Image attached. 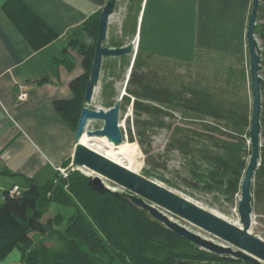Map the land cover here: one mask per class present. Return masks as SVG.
I'll list each match as a JSON object with an SVG mask.
<instances>
[{
	"label": "trees",
	"instance_id": "trees-1",
	"mask_svg": "<svg viewBox=\"0 0 264 264\" xmlns=\"http://www.w3.org/2000/svg\"><path fill=\"white\" fill-rule=\"evenodd\" d=\"M99 14H92L81 25L91 43L78 39L68 42L82 56L84 69L69 83L72 97L53 101L54 109L73 130L84 105ZM254 33L261 47L263 71L260 82V160L254 171L252 192L255 199L264 200V0H259ZM153 57L137 51L131 62L125 91L134 97L132 108L135 115L153 116L156 118L153 126L163 127L166 125L165 117H171L175 109L184 117L211 118L221 124L224 129L218 132L225 138L215 135L213 132H217V128L208 123L203 122L202 131L208 132L205 136L211 140L212 148H221L222 151L200 147L199 154L210 165L208 174L211 178L228 174L223 183L231 193L239 192L240 179L250 154L247 143L249 95L244 93L235 98L229 90L232 86L228 85L233 83L227 78L224 87H211L198 81L174 82L155 67V62L150 63ZM63 61L71 63L68 56ZM240 72L242 76L239 78L244 80L245 71ZM46 80L43 78L37 83ZM125 94L122 99H127ZM135 122L138 126L149 123L137 117ZM186 132L174 127L166 148L177 149L183 157L191 159L193 138L200 134L193 129ZM128 143L140 151L137 143ZM133 155L139 157L140 153ZM69 162L70 159L63 161V167ZM87 179V175L74 169L69 170L66 176L57 175L55 181L48 180L43 185L27 180L19 187L20 192L16 196L8 195L6 190L0 201V257L17 246L21 250L20 264H249L229 255L213 254L188 245L184 238L151 221L127 201L108 192L92 190ZM51 202L71 207L72 211L65 215L58 212L43 220ZM32 234L40 236L37 244ZM53 238H56L54 244H45L46 241L52 242Z\"/></svg>",
	"mask_w": 264,
	"mask_h": 264
},
{
	"label": "crops",
	"instance_id": "crops-1",
	"mask_svg": "<svg viewBox=\"0 0 264 264\" xmlns=\"http://www.w3.org/2000/svg\"><path fill=\"white\" fill-rule=\"evenodd\" d=\"M105 3L0 0V201L13 185L55 181L62 162L71 161L74 130L53 101L72 97L69 83L83 68L68 42H91L81 25ZM250 9L251 0H116L106 46L134 40L135 53L184 62L206 53L247 57ZM21 83L28 96L16 103ZM20 262L17 246L0 257V264Z\"/></svg>",
	"mask_w": 264,
	"mask_h": 264
},
{
	"label": "rangeland",
	"instance_id": "rangeland-1",
	"mask_svg": "<svg viewBox=\"0 0 264 264\" xmlns=\"http://www.w3.org/2000/svg\"><path fill=\"white\" fill-rule=\"evenodd\" d=\"M105 40L103 41V44L107 45L108 43ZM108 42L110 43V41ZM134 55V52H131L119 57L103 58L100 68L99 81L94 90L91 101L88 102V107H101L106 109L112 105L117 98H119L122 92L121 90L125 88L127 80L126 72L128 67L131 66ZM150 63L156 65L155 67L158 68L162 74L174 82L198 81L211 87L212 85H216V87H224L227 78L233 83L228 85L232 86L229 90L234 94L233 96L235 98L242 96L244 93L248 94L250 97L247 57H242L240 59H227L216 55L201 54L197 55L196 58L189 62H179L167 58L153 57V59H150ZM229 67L233 70L231 71ZM241 70L245 71L244 80L239 78L242 76V73L240 72ZM262 71L263 69L261 72ZM125 95H127V99H121L118 121L124 140L123 146L120 150H112L110 148L103 147L101 143L99 144V142H102L105 139L103 137H86V142L88 141L89 144H93L95 147H98L97 149L104 155L116 159L117 161L127 165L130 169L135 170L137 173L153 180L163 187L190 199L211 212H215L216 214L222 216V218L232 223H239L237 212V203L240 196L239 192L231 193L226 184L223 183V179L228 177V174L225 176L222 174L216 179L211 178L208 174L210 165H208L202 155L199 154L200 147H208L209 149H218V151H222L221 148H215L214 146L212 148V145L210 144L211 140L205 136L208 132L206 130L202 131L203 122L216 127L217 132L213 133L222 138L225 137L218 131L219 129L223 130L224 127L211 118L198 119L197 117H184L182 113L175 109L173 110V115L171 117H165V126L155 127L153 124L156 121V118H152L153 116L151 117L150 115L144 114L136 116L132 108V101L134 97L127 93ZM136 117L141 119V121H149V123L138 126L135 122ZM101 125L102 121L89 120L86 128L95 129ZM174 127H180L184 133H187L186 130L193 129L198 131L200 134L194 136L195 139L193 138V154L190 157L191 159L183 157L181 152L177 149L168 150L166 148L167 143L171 139ZM178 135H180V131L178 132ZM130 136L132 139H130ZM91 138H95L97 141L94 142ZM128 141L130 143H137L140 151L137 152L129 145ZM135 153H140L139 157L134 156L133 154ZM74 169L75 168H71L70 165H68L59 168V174L60 176H63L66 174L65 171L68 172L69 170L72 171ZM76 170L87 176L93 175V172L88 170ZM218 179L222 180V182H217ZM108 184L114 189H124L112 182H109ZM71 211V207L51 202L47 212L43 216V220H45L47 216L58 212L65 215L69 214ZM164 212L170 218L184 225L188 229L209 239L211 238L216 242L230 245L232 249H236L235 246L221 241L220 239L175 216L174 214L167 211ZM248 230L252 234L264 239V200H258L254 197L252 198V219ZM40 239L39 235H33L35 244H37ZM55 240L56 238H53L52 242L46 241L45 244H54Z\"/></svg>",
	"mask_w": 264,
	"mask_h": 264
},
{
	"label": "water",
	"instance_id": "water-1",
	"mask_svg": "<svg viewBox=\"0 0 264 264\" xmlns=\"http://www.w3.org/2000/svg\"><path fill=\"white\" fill-rule=\"evenodd\" d=\"M115 3L116 0H106L99 14L93 57L83 97L84 105L80 110L74 130L75 147L70 165L76 167V169L93 172V175H88L87 179V183L92 190L98 193L108 192L127 201L143 212L151 221L184 238L188 245L197 249H205L213 254L229 255L249 264H264V239L248 230L252 219L253 177L255 169L259 165L261 146V47L254 33L259 0H251V9L245 31L250 90L247 141L250 154L239 184L240 196L237 203V212L240 225L222 218L80 141L83 134L88 137H105L114 146L123 141L118 121L121 99L126 93V91L124 92L125 88L119 98L106 109L88 107V102L91 101L99 81L102 59L129 54L135 49L132 41L115 47L103 44L107 35L109 17L114 12ZM89 120L102 121V125L95 129H87L86 126ZM108 181L121 186L125 190L112 189ZM163 210L199 227L221 241L235 246L236 249L188 229L170 218Z\"/></svg>",
	"mask_w": 264,
	"mask_h": 264
},
{
	"label": "bare ground",
	"instance_id": "bare-ground-1",
	"mask_svg": "<svg viewBox=\"0 0 264 264\" xmlns=\"http://www.w3.org/2000/svg\"><path fill=\"white\" fill-rule=\"evenodd\" d=\"M129 70H130V66L128 67V70H127V72H126V75H128V72H129ZM122 91V90H121ZM124 92H125V90H124ZM122 93V92H121ZM86 137H88L87 135H85V134H83L82 136H81V138H80V141L81 142H83V143H85L86 145H88L90 148H92V149H94V150H96V151H98V152H100V153H102L100 150H98L97 148L98 147H95L93 144H89L88 143V141L86 142ZM101 137V136H100ZM103 138H105V137H103ZM94 142H96L97 140L95 139V138H91ZM104 140H106V139H104ZM102 141V142H99V144L101 143L102 144V146L103 147H107V148H110V149H112V150H117V151H119L120 150V148L123 146V143H124V140L122 141V143H120L119 145H117V146H114V145H112L110 142H108L107 140L106 141ZM93 142V143H94ZM248 143V142H247ZM98 144V143H97ZM103 154V153H102ZM104 155V154H103ZM121 155V154H120ZM105 156H107V155H105ZM107 157H109L110 159H112V160H114V161H116V162H118V163H120V164H122V165H124L125 167H127V168H129L127 165H125V164H123V163H121V162H119V161H117L116 159H113V158H111L110 156H107ZM121 158V157H120ZM130 169V168H129ZM132 170V169H131ZM133 171H135V170H133ZM136 172V171H135ZM92 174V173H91ZM110 186V185H109ZM112 189H114L112 186H110ZM213 213H215V212H213ZM216 214V213H215ZM218 215V214H217ZM220 216V215H219ZM222 217V216H221ZM234 224H236V225H240L239 223H234Z\"/></svg>",
	"mask_w": 264,
	"mask_h": 264
},
{
	"label": "built area",
	"instance_id": "built-area-1",
	"mask_svg": "<svg viewBox=\"0 0 264 264\" xmlns=\"http://www.w3.org/2000/svg\"><path fill=\"white\" fill-rule=\"evenodd\" d=\"M132 42L134 43V48L136 49V43L134 42V40H132ZM17 87H18V91H17V94L15 96L16 97V103H20V102H22V101L27 99V96H28L27 90H26L27 86H26V84L21 83V84H18ZM70 167L76 169V167H73L71 165H70ZM65 172L67 174V171H65ZM66 174L63 175V176H66ZM7 192H8V195H10V196H16V195L19 194L20 189H19V187L17 185H13L12 187H10L7 190Z\"/></svg>",
	"mask_w": 264,
	"mask_h": 264
},
{
	"label": "clouds",
	"instance_id": "clouds-1",
	"mask_svg": "<svg viewBox=\"0 0 264 264\" xmlns=\"http://www.w3.org/2000/svg\"><path fill=\"white\" fill-rule=\"evenodd\" d=\"M133 52H134V54H135V49H134V51H133Z\"/></svg>",
	"mask_w": 264,
	"mask_h": 264
}]
</instances>
